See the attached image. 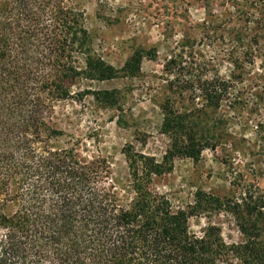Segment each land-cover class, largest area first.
<instances>
[{"label": "trees", "instance_id": "obj_1", "mask_svg": "<svg viewBox=\"0 0 264 264\" xmlns=\"http://www.w3.org/2000/svg\"><path fill=\"white\" fill-rule=\"evenodd\" d=\"M90 43L74 0H0V264H264L257 202L233 209L242 240L229 245L218 227L196 235L188 226L220 200L198 193L194 204L173 210L152 190L177 154L200 152L193 136L175 132L178 118L169 109L162 129L171 149L160 162L140 157L128 166L126 197L107 183V159L87 155L79 141H61L56 103L71 98L80 77L117 74ZM75 54L85 56L84 68ZM141 59L133 52L122 71L135 76Z\"/></svg>", "mask_w": 264, "mask_h": 264}, {"label": "rangeland", "instance_id": "obj_2", "mask_svg": "<svg viewBox=\"0 0 264 264\" xmlns=\"http://www.w3.org/2000/svg\"><path fill=\"white\" fill-rule=\"evenodd\" d=\"M74 4L94 55L117 74L105 81L80 77L71 98L56 103L52 121L61 141H79L87 155L107 159V183L126 197L128 166L140 157L160 162L171 149L162 129L169 109L178 118L175 132L193 136L200 152L177 154L170 172L153 178L152 190L173 210L194 204L198 193L220 200L189 218V230L201 235L213 225L226 244L241 242L233 209L257 202L264 216V0ZM135 51L142 53L140 71L130 76L122 68ZM73 57L84 68L85 56Z\"/></svg>", "mask_w": 264, "mask_h": 264}]
</instances>
